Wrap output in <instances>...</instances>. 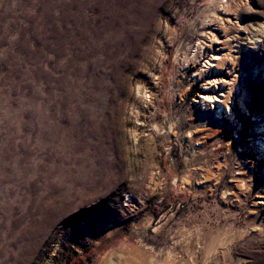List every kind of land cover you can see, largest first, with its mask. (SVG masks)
<instances>
[{"label":"rangeland","instance_id":"obj_1","mask_svg":"<svg viewBox=\"0 0 264 264\" xmlns=\"http://www.w3.org/2000/svg\"><path fill=\"white\" fill-rule=\"evenodd\" d=\"M127 245L264 264V0H0V264Z\"/></svg>","mask_w":264,"mask_h":264},{"label":"bare ground","instance_id":"obj_2","mask_svg":"<svg viewBox=\"0 0 264 264\" xmlns=\"http://www.w3.org/2000/svg\"><path fill=\"white\" fill-rule=\"evenodd\" d=\"M261 37L260 33H257L254 38L251 36L249 39L252 41V47H258L259 38ZM217 59V57H212ZM233 85V84H232ZM201 102L207 106L210 103L209 96L201 95ZM225 99V98H224ZM213 102V101H212ZM226 102V99H225ZM224 102H222L223 104ZM225 104V103H224ZM223 106V105H222ZM228 116L232 117L233 114L230 108H227ZM186 179H183V184ZM201 237L200 235H196L197 244H199ZM232 239L228 236H224V234H219L217 236L212 237L209 242L204 245V252L206 254V258H210L220 247H229V243ZM103 264H185L183 262L177 263V258L172 255L171 251L166 253L162 258L154 257L153 255H149V251H144L142 248L134 247L132 245H127L125 247H120L116 251H112L108 254L105 262Z\"/></svg>","mask_w":264,"mask_h":264}]
</instances>
